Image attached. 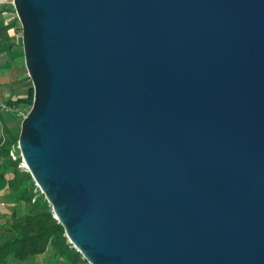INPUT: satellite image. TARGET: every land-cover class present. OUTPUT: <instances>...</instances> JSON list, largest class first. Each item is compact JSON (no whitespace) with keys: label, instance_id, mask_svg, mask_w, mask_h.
Here are the masks:
<instances>
[{"label":"water","instance_id":"water-1","mask_svg":"<svg viewBox=\"0 0 264 264\" xmlns=\"http://www.w3.org/2000/svg\"><path fill=\"white\" fill-rule=\"evenodd\" d=\"M25 171L89 264H264V0H14Z\"/></svg>","mask_w":264,"mask_h":264},{"label":"trees","instance_id":"trees-1","mask_svg":"<svg viewBox=\"0 0 264 264\" xmlns=\"http://www.w3.org/2000/svg\"><path fill=\"white\" fill-rule=\"evenodd\" d=\"M33 99L32 91L28 100H17L11 108L25 105L30 110ZM19 134L9 133L0 148L5 170L13 173L7 197L18 207L12 214L11 225L0 229V232L4 230L0 237V264H9L10 259L28 260L44 254L49 248L69 264H89L69 243L64 228L54 217L50 204L30 173L19 167L21 159L12 160L10 152L18 145Z\"/></svg>","mask_w":264,"mask_h":264},{"label":"crops","instance_id":"crops-1","mask_svg":"<svg viewBox=\"0 0 264 264\" xmlns=\"http://www.w3.org/2000/svg\"><path fill=\"white\" fill-rule=\"evenodd\" d=\"M33 85L28 75L22 45V27L14 6L0 3V148L9 133L17 135L21 130L22 120L10 111L17 100H28ZM29 110L25 105L18 108ZM5 160L0 152V229L12 223V214L16 208L8 199L9 181L13 173L5 170ZM4 230H1L0 237ZM9 264H69L65 259L57 257L49 248L44 254L36 255L28 260L10 259Z\"/></svg>","mask_w":264,"mask_h":264},{"label":"built area","instance_id":"built-area-1","mask_svg":"<svg viewBox=\"0 0 264 264\" xmlns=\"http://www.w3.org/2000/svg\"><path fill=\"white\" fill-rule=\"evenodd\" d=\"M1 4H11L14 6V0H0ZM10 111L12 113H14L19 119L24 120L26 118V116L28 115L30 110H22V109H10ZM10 156L12 158V160L17 161L18 159H21V163H20V168L22 170H25L24 167V162L21 158L20 152H19V148L18 145L16 147H13L11 152H10ZM6 204L3 202H0V207H5Z\"/></svg>","mask_w":264,"mask_h":264}]
</instances>
